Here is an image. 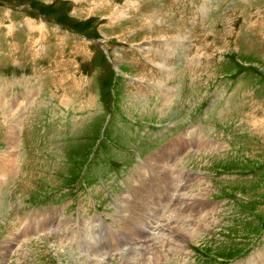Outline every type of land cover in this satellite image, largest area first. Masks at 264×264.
Returning a JSON list of instances; mask_svg holds the SVG:
<instances>
[{"label":"rangeland","instance_id":"1","mask_svg":"<svg viewBox=\"0 0 264 264\" xmlns=\"http://www.w3.org/2000/svg\"><path fill=\"white\" fill-rule=\"evenodd\" d=\"M20 120L0 264H264V0H0V168ZM184 170L135 243L141 188Z\"/></svg>","mask_w":264,"mask_h":264},{"label":"bare ground","instance_id":"2","mask_svg":"<svg viewBox=\"0 0 264 264\" xmlns=\"http://www.w3.org/2000/svg\"><path fill=\"white\" fill-rule=\"evenodd\" d=\"M103 1V0H102ZM101 6V5H100ZM98 7V5H97ZM104 8L107 7V6H103ZM119 15V12H115V13H112L110 14L111 17V20H114L116 16ZM34 24V23H33ZM39 28V27H37ZM34 31V30H33ZM177 36V35H175ZM176 42H180V41H183V40H175ZM174 44V43H172ZM155 64V63H154ZM157 64H161V66H163V68L165 69L167 67V65H163L162 63H156ZM59 67V66H58ZM28 97V96H27ZM22 98H26L25 96H22ZM22 103V101H21ZM19 108V107H17ZM10 119V118H9ZM5 120V119H4ZM254 122V121H253ZM24 124L25 123H22L21 124V120H20V131L19 133L14 130H12V127L10 126L8 130H6V140L7 141V144H8V147H9V151L10 152H6V156L3 157V160L1 162V168H0V184L1 182L3 183L7 178L11 177L14 173H17V171L15 170V168L17 167H14L15 165H18V161L16 162V159L18 154L17 152H19V147L20 145V141H19V134L22 133V129L24 127ZM15 125V124H13ZM17 126V125H16ZM26 129V128H24ZM17 130H19V127H17ZM21 140V139H20ZM190 140V139H188ZM183 143V146L186 147V150L191 147V146H198V143L196 142H188L187 139L181 141ZM202 142V141H201ZM169 147V145L167 146V148ZM14 153H13V152ZM167 151H170L172 153V155H170V159L167 161V162H163L164 163V167L165 169H163L162 172H164V179H165V176L168 177L169 181H170V178H172V175L175 172L176 168L175 167H172L170 166V162L172 161V158H178V161L181 159L180 156L183 155L180 154L179 152H181V148L179 146H174V148H168L167 150L165 149V151L162 153V154H165L167 153ZM14 155V156H13ZM159 155H161V153H159ZM14 157V160L12 161L10 158ZM16 163V164H15ZM155 163V162H154ZM176 163V162H175ZM156 164V163H155ZM177 168L178 167V164L176 166ZM153 171H156L158 174L157 176H162L161 173L159 172L158 169H154V167L152 168ZM180 170V168H179ZM14 171V172H13ZM11 172H13V174H11ZM178 172V171H177ZM8 175V176H7ZM181 175V174H180ZM180 181V178L178 177V181L174 182V184H170V186L168 184H166V186H162L160 185L159 183H157L156 185L153 184V183H148L146 185H144L141 190L139 191V197L138 199L139 200H135L133 202V207L131 209V214L129 216H127V220L125 222V225H128L130 223L131 220H135L136 223H135V227H133V229H137V231H135V237H134V242L135 243H139L140 245L145 243V241H147L149 239V234H146L147 232V228L148 226H150L149 224H151L150 227H152V225L154 224V221L152 223H150L148 221L149 218H147L146 216L147 215H150V213L152 212L154 215L155 213H158L160 214V216H154V220L156 219V223L157 224L160 220V218L162 217V214L160 212V209L159 207L162 208V206H164L163 202H167L165 203V207L162 208V210L166 209V207L169 205V202L172 198V195H173V192L177 189L176 187L178 186V183ZM166 182V181H165ZM168 189V190H167ZM183 194V192H182ZM181 196V195H180ZM179 199V198H178ZM204 201V199H201V201ZM200 202L199 204L202 205V210H201V216L202 217H207L208 214H209V210L207 209L208 208V205L209 203H204V202ZM1 202V201H0ZM179 202V201H178ZM185 202V201H184ZM187 204V203H186ZM161 210V211H162ZM200 211V210H199ZM211 211H215V208H211ZM160 212V213H159ZM179 218H177V223H175V225H180L181 223L185 222L186 221V218H188L190 215L189 214H185V212H180L179 211ZM42 214V213H40ZM40 214H37L40 215ZM37 216L35 217V220L37 219ZM147 218V219H146ZM145 220L147 222V225H145ZM62 221V220H61ZM203 221H205L203 219ZM39 222H42V224H38L36 225V227H32L30 228L31 230H39L41 228V225L42 227L47 228V226L49 225L50 221L46 222L45 221H41L39 220ZM193 222V221H192ZM34 223V222H33ZM64 224V222H58V224L56 226H60ZM208 224V223H207ZM134 225V224H133ZM210 225V224H209ZM50 226V225H49ZM138 226H142V229L141 228H138ZM199 226V225H198ZM145 227V228H143ZM204 227V226H203ZM53 228V227H52ZM156 229V227H154ZM49 229V228H48ZM132 229V230H133ZM131 230V228L129 229ZM152 230V229H151ZM128 231V230H127ZM134 232V231H133ZM177 232H179L180 234H183L186 238H189V239H192V236L195 234V232H198L197 228L195 225H192V226H188V227H182L180 225V227L177 229ZM132 233V232H131ZM134 234V233H132ZM155 234V233H154ZM145 236V237H144ZM128 237V236H127ZM133 238V237H132ZM141 239V240H140ZM126 244H128V242H126ZM125 243L123 244V242H120L119 244L117 243H114V248L112 247L109 252H116V251H120V248H123V245H126ZM117 245V247H116ZM153 248V247H152ZM154 249V248H153ZM95 250H98V248H95ZM6 252V251H5ZM157 252V251H156ZM99 254V252H97ZM154 253V252H153ZM161 255V254H160ZM3 256H5L3 254ZM130 256V255H129ZM128 256V257H129ZM132 257V256H131ZM147 257V256H146ZM3 258V257H2ZM260 259H264V257L262 256H259ZM4 260V259H3ZM145 260V259H144ZM147 260V259H146ZM136 261V260H135ZM149 261V260H148ZM157 262V261H156ZM135 263V262H134ZM149 264V263H148Z\"/></svg>","mask_w":264,"mask_h":264}]
</instances>
